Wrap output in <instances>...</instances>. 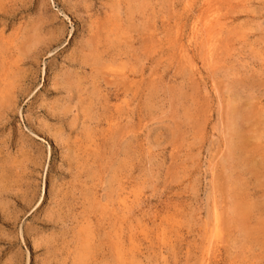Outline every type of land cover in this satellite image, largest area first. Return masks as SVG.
Instances as JSON below:
<instances>
[{"label":"rangeland","instance_id":"1","mask_svg":"<svg viewBox=\"0 0 264 264\" xmlns=\"http://www.w3.org/2000/svg\"><path fill=\"white\" fill-rule=\"evenodd\" d=\"M0 264H264V0H0Z\"/></svg>","mask_w":264,"mask_h":264},{"label":"bare ground","instance_id":"2","mask_svg":"<svg viewBox=\"0 0 264 264\" xmlns=\"http://www.w3.org/2000/svg\"><path fill=\"white\" fill-rule=\"evenodd\" d=\"M117 81V80H116ZM244 111V110H243ZM233 115L234 116H236V117H243L244 116V114L239 110V109H236L235 108V110H234V112H233ZM245 140L246 139H244V138H242V140H241V142L238 144L239 145V147H245V146H247V145H245ZM75 157V156H74ZM241 207H243V206H241ZM240 207V208H241ZM246 207V206H245ZM238 210V209H237ZM240 212V211H239ZM247 212V211H246ZM243 213V212H242ZM241 214V213H240ZM241 220H242V218H241ZM81 258H83V262L85 261L86 262V259L82 256Z\"/></svg>","mask_w":264,"mask_h":264}]
</instances>
